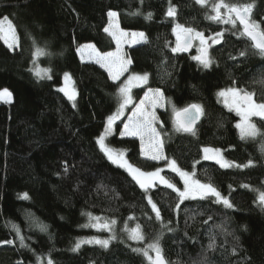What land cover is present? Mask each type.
I'll use <instances>...</instances> for the list:
<instances>
[{"label":"trees","instance_id":"16d2710c","mask_svg":"<svg viewBox=\"0 0 264 264\" xmlns=\"http://www.w3.org/2000/svg\"><path fill=\"white\" fill-rule=\"evenodd\" d=\"M216 2L0 0V18L11 20L17 37L13 48L0 39V90L13 94L10 103H0V264H48L49 259L52 264H152L134 249H147L153 257L148 246L157 241L165 264H264V206L258 200L264 193V119L253 118L259 134L242 139L237 115L217 98L219 90L237 87L264 102V56L238 24L208 19ZM225 2L254 5L251 19L264 29V0ZM170 7L173 17L167 15ZM109 11L118 14L121 29L145 37L123 48L131 60L126 74H148L137 96L159 89L180 109L198 104L203 110L194 132L169 131L165 156L212 185L231 208L211 196L181 200L162 185L146 192L100 150L96 139L117 107L126 74L113 81L97 64L81 61L76 50L83 43L99 52L115 48L104 31ZM177 24L218 40L210 47L209 68L191 52L172 51ZM37 48L45 54L34 56ZM36 69H49L51 78L38 77ZM65 73L74 100L60 91L66 87ZM108 140L140 168L153 171L159 165L140 155L136 138L115 134ZM203 146L223 150L236 165L224 168L202 159ZM164 172L182 188L176 173ZM87 214L114 220V237L86 227ZM125 224L139 226L144 239L131 240ZM92 237L109 243H81L73 250Z\"/></svg>","mask_w":264,"mask_h":264},{"label":"snow or ice","instance_id":"6c2138e0","mask_svg":"<svg viewBox=\"0 0 264 264\" xmlns=\"http://www.w3.org/2000/svg\"><path fill=\"white\" fill-rule=\"evenodd\" d=\"M197 3L202 6L208 3V0H197ZM254 5L245 4V5H235L228 4L225 0H217L216 3L212 5V10L214 15L208 17V19L230 23L233 25L237 24V21L240 25L243 26L242 35H246L253 44V47L259 51V53L264 56V30L259 28V25L252 21L251 19V11ZM225 9L222 13L221 9ZM175 9L169 8L167 15L170 17L175 16ZM117 13L113 11H109L108 16L110 17L109 27L104 29L105 32H109L110 35L116 40L117 43V51L108 52V53H99L94 45H86L81 46V52L83 55V49L87 48L89 50V55L94 56L97 63H99L102 67H105L111 79L118 80L124 72L128 70V65L131 64V60L125 59L123 55H121L119 50V45L121 43V39L127 35L122 30H119V26L117 23L111 18L117 17ZM151 14H149L150 18ZM115 29L110 31V29ZM176 33V46L172 49L173 52H181L187 51L191 46L194 39H199L201 43V48L199 49L201 55L193 57V59L199 61L200 64L203 65L204 68H209L211 66V59L207 55V49L203 47L205 44V38L203 33L196 32L194 29L186 28L183 25L177 24L173 29ZM217 36H221L222 33L216 34ZM133 37L139 36L141 39H145L143 33H132ZM0 39H3L5 44L8 45L9 48H12L17 43L16 30L13 26L11 20L8 17H3L0 19ZM133 43L137 41L133 39ZM215 42V41H214ZM45 52L41 48H37L34 56H42ZM244 55V53H241ZM49 69H36L35 74L40 78H48L51 77L48 75ZM65 84L66 87L60 89V91L64 92L70 100L75 99V90L69 89L67 84L71 81L69 74L65 73ZM148 80V74H134L128 78L118 89L120 93V104L117 112L108 117V123L105 130V134L111 131L113 123L119 119L120 115L123 113V110L132 103L131 97V88L133 86H137L139 84H146ZM148 93L145 94V97L141 99L139 104L133 106V114L129 118V122L125 124L124 131L121 135H131V136H139L141 139L142 149L144 148V140L145 137L148 139V151L145 155H149V158L152 160L163 159L164 157L161 155L162 150V141L160 140V134L156 131V121L158 117L155 115L154 110L157 106H163V93L159 90L150 89ZM12 93L4 88L0 90V101L5 103H10L12 101ZM221 97H224V102L226 106H229L231 110H235L237 114L241 117L240 121L237 123L236 127L240 130V135L242 139L253 138L259 134V130L256 125L251 122V117H260L264 119V102L257 103L254 99V94L246 92L242 89L230 88L227 90H221L218 94ZM146 105H148L146 107ZM203 114V110L200 105H190L186 108L176 110L174 109L175 122L177 124L178 131H186V132H194L193 125ZM105 136L102 135L98 138V143L101 148L106 152L110 160L113 162H117V160H122V155H118L117 157H113L112 151L107 148L104 144ZM205 159H216L219 156V150L205 148ZM251 161H249V165H251ZM122 167H126L130 174H132L133 179L140 185L141 188L147 190L149 187L153 186L154 183L158 180L160 183L167 185V187L174 189L181 200L188 198H195V196H200V198H205L209 195H214L218 198L217 202H223L226 207L231 208L233 205L227 199L221 196V194L210 184L205 185L201 184L197 180L191 179V176L187 172L181 171L176 162L173 160L170 162V167L173 171L179 172L180 176L184 179V190L176 188L174 184L165 179L160 175L161 169H156L154 172L145 173L138 168H134L132 165L128 164L124 161L121 164ZM222 167H231L230 163H222ZM239 166V165H237ZM23 198L27 199L28 194L24 193ZM259 203L264 206V193H260L258 197ZM148 202L152 204L153 210L156 212V218H160V211L157 208L156 204L152 202L151 197H148ZM15 227V226H13ZM103 227H109V225L105 224ZM17 233L19 235V229H17ZM130 239L133 240H142L144 236L141 234L139 230V226L136 229H131L129 233ZM21 243L23 244V237H20ZM2 243H12V241H4ZM81 243H97L102 246H107L108 240H100L93 239L88 241H80L77 242L75 248L78 250ZM209 247H212L210 244ZM148 248L152 249L155 252V258L149 255L147 249L139 250L134 249V251H142L143 255H145L152 264H165V261L161 254V249L159 247L158 241L156 243L150 244ZM48 264H52V261L49 259Z\"/></svg>","mask_w":264,"mask_h":264},{"label":"rangeland","instance_id":"374dc122","mask_svg":"<svg viewBox=\"0 0 264 264\" xmlns=\"http://www.w3.org/2000/svg\"><path fill=\"white\" fill-rule=\"evenodd\" d=\"M196 1H197V0H196ZM224 11H225V9H223V12H224ZM223 12H222V13H223ZM213 14H214V12H213ZM107 18H108V20H107V25H106V27H109V24H110V17L108 16ZM0 19H2V18H0ZM111 19L114 21V23H117V24H118L117 17H115V18H111ZM118 26H119V24H118ZM106 27H105V28H106ZM259 28H260V27H259ZM260 29H261V28H260ZM112 30H115V29H114V28H113V29H110V31H112ZM119 30H122L124 33H127V35L124 36V37L121 39V43H120V45H119V50H120L121 55H123L124 58L127 59V58L125 57V55H124V50H123V48H124L125 46H133V45H137V44H139V43H142L145 39H141L139 36H136V37H133V36H132V33H142V32H140V31H125V30L121 29L120 26H119ZM261 30H264V29H261ZM196 32H199V31H196ZM106 33H107L108 35H110L109 32H106ZM203 35H204V38H205V43H210V44L212 45V43H215L216 41H218V40H215V42H211V40L213 39V38L211 39V36H207V35H205V34H203ZM110 37L112 38V40H113V42H114V44H115V48H114L113 50H111V51H107V52H99V51H98L99 53H108V52H115V51H117V47H118V46H117L116 40L113 38L112 35H110ZM133 39H135L137 42H136V43H133V42H132ZM2 40H3V39H2ZM141 40H142V42H140ZM195 40H196V41H195V42H196V46H197V47H200V46H201L200 40H199V39H195ZM3 42H4V40H3ZM4 44H5V42H4ZM5 45L8 46L7 44H5ZM86 45H93V44H92V43H83V44H81V45L78 46V48H77L76 51H77V54H78L79 59H80L81 61L93 62V63L97 64L99 67H101L103 70H105V72L107 73L108 77L111 79L108 70H107L105 67H102L99 63H97L96 60H95V57H94V56H90V55H89V50H88L87 48L83 49V55H82V52H81V50H79V49H81V46H86ZM15 46H17V43H16V45H14L13 47H15ZM13 47H12V48H13ZM95 49H96V48H95ZM96 50H97V49H96ZM197 54H198V53H197ZM84 55H85V57H83ZM125 74H126V72H124L123 75H121V76L119 77V79L124 78V77H125ZM134 74H144V73H129V74H126V77H125V79H124V82L127 81L128 78H129L130 76L134 75ZM119 79H118V80H119ZM111 80H113V79H111ZM118 80H113V81H118ZM124 82H123V83H124ZM123 83H121V85H122ZM143 85H145V84H139V85H137V86H133V87L131 88L132 103L129 104V105L123 110V113L120 115L119 119H117V120L113 123L112 128H111V131H110L109 133L105 134V130H106L107 123H108V117L111 116V115H113V114H115V113L117 112L118 108H119V104H120V99H121V98H120V93H119V91H117V100H118V102H117V107L115 108L114 112H113L112 114H110V115L106 118V120H105V122H104L103 129H102L101 133L99 134V136L97 137L96 142L98 141V138H99L100 136L104 135V136H105L104 144L107 146L108 149H110V150L112 151L113 157L115 158V157H117L118 155H122V160H117V162L114 163L113 160H110V159H109V157H108V155L106 154V152L101 148L100 144L97 142V144H98L100 150L105 154V156H106V157H107V158H108V159H109L114 165H116V166L120 167L121 169H123L124 171H126V172H127L132 178H133V176H132V174H130V172L128 171V169H127L126 167H122V166H121V164H122L124 161H126L128 164L132 165L134 168H138V169H140L141 171H143V172H145V173H148V172H154L156 169H161L162 171L160 172V175L163 176L165 179H167L168 181H170V182H171L172 184H174V185H175V183L165 175V172H164V171H171V172H173V173H176V174L178 175V177L180 178L182 184H183L182 188H179V189H180L181 191H183V190H184V179L180 176L179 172H176V171H173V170H172V168L170 167V162L173 161V160H172L171 158L166 157L165 154H164V151H163V144H164L165 140H166L168 137L171 136V133H170L169 131H170V130H171L172 132L177 131V124H176V122H175V119L173 118V116H174V109H176V110H179V109H180V108H178L177 106H175V105L173 104V102H172L168 97H165V96L163 95V101H162V102H163V106H162V107H161V106H157L155 109H152V110H154L155 115L158 117V120L156 121L155 127H156V131L160 134V140L162 141L161 155L164 157L163 159L154 160V161H156V162L159 163V165L157 166V168H156L155 170H153V171H148V170H145V169H143V168H140V167L137 166L136 164L132 163L130 160L127 159V157H126V150H125L124 148H115V147H113V146L110 144V142H109V140H108L109 138H111V137H112L113 135H115V134H116L118 137L136 138V139L138 140V142H139L140 155L143 156V157H146V158L150 159V158H149L150 153H149V155H145V153L148 151V147H149L147 137H145V140H144V142H143V143H144V148L142 149V146H141L142 142H141V139H140L139 136L121 135V133L124 131V126H125V124L129 122V118H130V117L132 116V114H133V106L136 105V104H139L140 101H141V99H143V98L145 97V94H146V93H148L149 95H151V93L149 92L150 89H152V90H156V89H154V88L146 89V90H145V91H144V92L138 97V96H137V93H135V90H136L137 88L143 86ZM230 88H237V87H230ZM230 88H224V89H221V90H227V89H230ZM3 89H4V88H3ZM237 89H240V88H237ZM1 90H2V89H1ZM8 90H9V89H8ZM221 90H219V91L217 92V98H218V101H219V102H220L225 108H227L228 110H231V109L229 108V106H226V104H225V102H224V97H221L220 95H218V94L220 93ZM9 91H10V90H9ZM160 91H161V90H160ZM10 92H11V91H10ZM256 102H257V103H260V102H258V101H256ZM0 103H5V102L0 101ZM195 105H198V104H195ZM147 106H148V105H146V107H147ZM159 111L164 112V115H163V116L160 115V114H159ZM231 111H233V112L237 115V117H238L237 123H238V122L240 121L241 117L237 114V112H236L235 110H231ZM253 118H256V117H255V116H254V117H251V122H252V119H253ZM257 118H260V117H257ZM252 123H253V122H252ZM236 125H237V124H236ZM167 126H169V129L166 128ZM237 129H238V128H237ZM238 131H239V133H240V130H239V129H238ZM205 148L219 150V156H218L216 159H205V155H206L205 152H204V149H205ZM201 158H202V159H205V160H209V161L215 162V163H217L219 166H221L222 163H230V164H232V166H235V165H236V163H234L233 161L228 160V159H226V158L224 157L223 150L218 149V148L209 147V146H203V147L201 148ZM176 165H177V164H176ZM232 166H231V167H232ZM177 167H178L181 171L189 173L190 176H191V179L196 180V179H194V177H193V175H192L191 172H188V171L182 170L178 165H177ZM221 167H222V166H221ZM224 168H228V167H224ZM135 181H136V180H135ZM197 181H198V180H197ZM136 183H137V182H136ZM200 183H201V184H205V183H202V182H200ZM137 184H138V183H137ZM138 185H139V184H138ZM155 185L167 186V185H165V184L160 183L158 180L154 183L153 186H155ZM205 185H208V184H205ZM139 186H140V185H139ZM175 186H176V185H175ZM151 187H152V186H151ZM176 188H177V186H176ZM209 196H211V197H213V198H215V199L218 200V198H217L216 196H214V195H209ZM221 196H222V195H221ZM195 197L200 198V196H195ZM222 197H223V196H222ZM224 198H226V197H224ZM105 224L109 225V227H103V225H105ZM115 225H116V223H115L114 220H110V219L105 218V217L95 216V215H91V214H87V215H86V224H85V226H86V227H90V228H95V229H97V230H99V231L107 232V233H108V238H113V237H114V235H115ZM123 228H124V230H125L127 236L130 238V236H129L130 230H131V229H136L137 226H136V225H132V226L128 227L127 224H125ZM94 238H95V239H100V240H107V238L92 237V238L84 239V240H82V241L93 240ZM131 240H133V239H131ZM94 244H97V243H94ZM148 249H149L151 252H154L152 249H150V248H148ZM151 252H150V254H151Z\"/></svg>","mask_w":264,"mask_h":264},{"label":"water","instance_id":"95a60500","mask_svg":"<svg viewBox=\"0 0 264 264\" xmlns=\"http://www.w3.org/2000/svg\"><path fill=\"white\" fill-rule=\"evenodd\" d=\"M237 24L241 27V32L243 31V26L242 25H240L239 24V22L237 21ZM247 39H249L246 35H244ZM250 40V39H249ZM250 42H251V44H252V41L250 40ZM175 46H176V44H175ZM193 46H194V40H193V42H192V46L186 51V52H188V51H190V50H192L193 49ZM252 46H253V44H252ZM209 45L207 44V45H205L204 46V48H206L207 49V55H208V51H209ZM198 55H201V53L199 52L198 53ZM197 55V56H198ZM197 61V60H196ZM197 62H199V61H197ZM191 105H193V104H191ZM190 106V105H189ZM188 107V106H187ZM173 118L175 119V116H173ZM199 120V119H198ZM198 120L196 121V123L193 125V129L195 128V126H196V124H197V122H198ZM163 257V256H162ZM155 258V254H153V259ZM164 259V258H163ZM164 261H165V259H164Z\"/></svg>","mask_w":264,"mask_h":264},{"label":"flooded vegetation","instance_id":"af4514ba","mask_svg":"<svg viewBox=\"0 0 264 264\" xmlns=\"http://www.w3.org/2000/svg\"><path fill=\"white\" fill-rule=\"evenodd\" d=\"M195 41H196V40L194 39V46H193V49L190 50V51H188V52H191V53L193 54L194 57L198 55L197 53L200 52L199 49L201 48V46H200V47H197V46H196V42H195ZM175 44H176V42H175ZM207 44L211 47V44H210V43H205V44L203 45V47H204L205 45H207ZM210 47H209V51H210ZM209 51H208V54H209Z\"/></svg>","mask_w":264,"mask_h":264},{"label":"crops","instance_id":"0c3cea01","mask_svg":"<svg viewBox=\"0 0 264 264\" xmlns=\"http://www.w3.org/2000/svg\"><path fill=\"white\" fill-rule=\"evenodd\" d=\"M140 42H142V40ZM76 53H77V51H76ZM77 56H78V54H77ZM83 57H85V55Z\"/></svg>","mask_w":264,"mask_h":264},{"label":"clouds","instance_id":"9594fccd","mask_svg":"<svg viewBox=\"0 0 264 264\" xmlns=\"http://www.w3.org/2000/svg\"><path fill=\"white\" fill-rule=\"evenodd\" d=\"M79 58V57H78ZM84 62H86V61H84Z\"/></svg>","mask_w":264,"mask_h":264}]
</instances>
